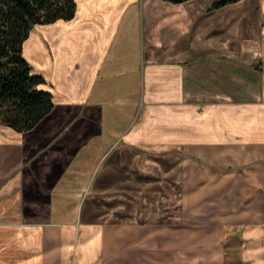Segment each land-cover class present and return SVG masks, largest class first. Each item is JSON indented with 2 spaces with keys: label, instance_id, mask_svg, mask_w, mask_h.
I'll use <instances>...</instances> for the list:
<instances>
[{
  "label": "crops",
  "instance_id": "1",
  "mask_svg": "<svg viewBox=\"0 0 264 264\" xmlns=\"http://www.w3.org/2000/svg\"><path fill=\"white\" fill-rule=\"evenodd\" d=\"M213 1L35 25L54 106L0 124V264H264V0Z\"/></svg>",
  "mask_w": 264,
  "mask_h": 264
},
{
  "label": "trees",
  "instance_id": "2",
  "mask_svg": "<svg viewBox=\"0 0 264 264\" xmlns=\"http://www.w3.org/2000/svg\"><path fill=\"white\" fill-rule=\"evenodd\" d=\"M182 2L186 0H169ZM237 0H214L210 8ZM77 0H0V124L18 131L32 128L54 106L52 93L40 87L23 45L36 24L71 19ZM253 65L261 69V60Z\"/></svg>",
  "mask_w": 264,
  "mask_h": 264
},
{
  "label": "rangeland",
  "instance_id": "3",
  "mask_svg": "<svg viewBox=\"0 0 264 264\" xmlns=\"http://www.w3.org/2000/svg\"><path fill=\"white\" fill-rule=\"evenodd\" d=\"M256 1V0H255ZM232 2H234V1H232ZM228 3H230V2H228ZM227 4V3H226ZM211 5V4H210ZM209 9H212V8H210V6H209ZM263 18H262V21H260V23H262L263 25H264V14H263V16H262ZM38 27H34L33 28V31L35 32V33H38L39 34V32H38ZM32 31V30H31ZM29 36H31V34L29 35ZM28 36V37H29ZM27 37V38H28ZM251 44L253 45V46H255L256 48H258V47H260V44H261V42H260V40L258 39V38H255V40L253 41V42H251ZM25 56H26V58L30 61V63L34 66V67H39L38 66V59L36 58H33V57H31L30 56V54H29V52L27 51V52H25V54H24ZM263 68V67H262ZM262 68L260 69V70H262ZM192 155H194L195 157H197V155H195V154H192ZM194 177H196L197 178V169H192V172H191V178H190V181L191 182H193L194 181Z\"/></svg>",
  "mask_w": 264,
  "mask_h": 264
}]
</instances>
